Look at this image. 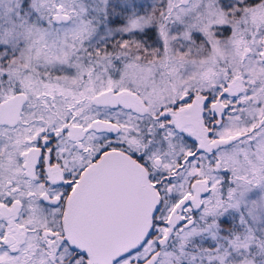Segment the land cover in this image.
<instances>
[{
  "label": "snow or ice",
  "instance_id": "snow-or-ice-1",
  "mask_svg": "<svg viewBox=\"0 0 264 264\" xmlns=\"http://www.w3.org/2000/svg\"><path fill=\"white\" fill-rule=\"evenodd\" d=\"M0 264H264V0H0Z\"/></svg>",
  "mask_w": 264,
  "mask_h": 264
}]
</instances>
